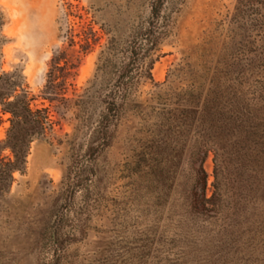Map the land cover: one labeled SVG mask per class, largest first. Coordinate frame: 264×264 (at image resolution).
I'll use <instances>...</instances> for the list:
<instances>
[{
  "label": "rangeland",
  "instance_id": "obj_1",
  "mask_svg": "<svg viewBox=\"0 0 264 264\" xmlns=\"http://www.w3.org/2000/svg\"><path fill=\"white\" fill-rule=\"evenodd\" d=\"M153 1L0 0L25 9L22 20L1 14L0 74L21 75L36 98L33 105L49 106L54 121L32 143L25 169L14 173L0 196V264H264V192L252 205L249 163L227 167L232 172L227 188L240 206L227 215L232 223L222 227L190 211L189 148L167 147L160 166L145 149L156 96L185 86L242 40L231 21L238 0H166L168 34L153 55L155 82L136 93L138 107L123 115L111 142H91L100 109L75 117L74 99L87 88L93 101L105 97L107 69L113 70L116 53L148 23ZM253 3L264 14V0ZM252 35H259L261 50L264 34ZM243 79L247 85L255 78ZM49 81L65 87L66 102L64 90L52 103L42 98ZM9 116L0 106V140ZM204 166L211 195L213 152Z\"/></svg>",
  "mask_w": 264,
  "mask_h": 264
},
{
  "label": "trees",
  "instance_id": "obj_2",
  "mask_svg": "<svg viewBox=\"0 0 264 264\" xmlns=\"http://www.w3.org/2000/svg\"><path fill=\"white\" fill-rule=\"evenodd\" d=\"M165 2L153 1L148 23L138 28L128 45L116 53L113 70L107 69L110 77L105 97L95 102L89 95L91 88H87L74 99L77 118L100 109L96 125H93V144H109L123 115L132 105L138 107L136 93L147 82H155L151 72L155 62L153 55L167 36L169 26V18L163 13ZM2 18L0 14V59ZM231 21L243 32L242 40L220 55L216 65L190 76L185 86L170 88L156 96L155 122L145 141V149L158 157L159 166L165 160L167 147L172 145L176 152L185 145L189 148L194 179L190 211L222 227L232 223L227 215L240 206L231 199L227 188L232 175L228 165H251L252 205L260 203L258 195L264 192V45L259 50V35H252L256 30L264 34V14L255 7L253 0H238ZM111 61L107 56V63ZM187 67H191L189 63ZM185 69L183 66L180 70ZM249 75L255 79L246 85L243 78ZM58 86L49 81L42 98L52 103L58 91L64 90L61 101L66 102V89ZM35 99L16 71L0 74V106L3 113L10 114L6 137L0 140V196L10 189L14 173L25 169L32 143L53 129L50 107L44 104L35 107ZM90 118L89 114L87 120ZM5 150H9V154H3ZM210 152H213L215 180L212 194L208 195L209 175L204 164ZM147 154L142 158L144 163L148 160Z\"/></svg>",
  "mask_w": 264,
  "mask_h": 264
},
{
  "label": "clouds",
  "instance_id": "obj_3",
  "mask_svg": "<svg viewBox=\"0 0 264 264\" xmlns=\"http://www.w3.org/2000/svg\"><path fill=\"white\" fill-rule=\"evenodd\" d=\"M0 14H3L10 18L13 21L22 20L25 15L24 6L20 4H0ZM22 29V24H21ZM23 41L22 33H18L17 35V46L20 45ZM3 136V129H0V137Z\"/></svg>",
  "mask_w": 264,
  "mask_h": 264
}]
</instances>
